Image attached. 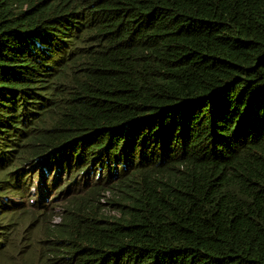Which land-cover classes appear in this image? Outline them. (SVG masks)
<instances>
[{"label": "trees", "instance_id": "obj_1", "mask_svg": "<svg viewBox=\"0 0 264 264\" xmlns=\"http://www.w3.org/2000/svg\"><path fill=\"white\" fill-rule=\"evenodd\" d=\"M17 249L264 264V0H0V256Z\"/></svg>", "mask_w": 264, "mask_h": 264}, {"label": "rangeland", "instance_id": "obj_2", "mask_svg": "<svg viewBox=\"0 0 264 264\" xmlns=\"http://www.w3.org/2000/svg\"><path fill=\"white\" fill-rule=\"evenodd\" d=\"M116 197V195L113 192L105 193L104 196L101 199V203L103 204V209L105 210V213L108 217L116 216L117 213L110 210L108 206V201L113 200ZM63 212L62 207H57L52 213L55 216V222L59 223L62 221V218L59 214ZM20 259V255L18 254V249L12 251L11 253L4 254L0 256V264H17Z\"/></svg>", "mask_w": 264, "mask_h": 264}]
</instances>
